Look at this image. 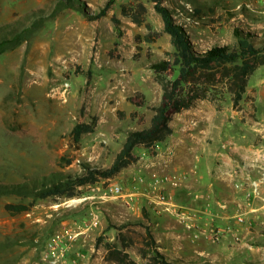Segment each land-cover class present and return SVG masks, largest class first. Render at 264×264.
Masks as SVG:
<instances>
[{"label":"rangeland","instance_id":"obj_1","mask_svg":"<svg viewBox=\"0 0 264 264\" xmlns=\"http://www.w3.org/2000/svg\"><path fill=\"white\" fill-rule=\"evenodd\" d=\"M60 1L0 0V43L14 39L27 28L36 29L27 42L0 57V184L28 182L58 171L80 173V162L110 168L127 135L147 128L153 116L151 108L162 100V89L151 66L169 60L173 54L170 37L163 34L154 44L142 42L147 30L121 13L122 6L130 8L141 2L148 9V22L162 33L163 22L152 0H116L108 16L96 22L88 21L83 15L86 32L94 38V50L86 54L85 62H100L98 68L91 66L88 71L65 63L77 62L69 58L78 21L76 15L66 13L76 9H63ZM79 1L90 12L97 13L109 0ZM164 4L173 11L176 23L186 30L199 53L234 45L236 29L256 36L258 44L264 40V0H165ZM57 9L61 11L52 18ZM192 10L199 11L196 18ZM114 17L121 22L118 30L112 21ZM137 94L143 95L144 100ZM143 102V108L135 106ZM206 103L214 110L200 113L208 122L214 119L221 122L223 128L215 148L221 146L229 151L237 138L250 139L246 137L249 135L246 126L251 127L256 121L251 106L235 108L228 97L220 107ZM196 112L189 113L191 118L197 117ZM93 118L98 119L95 133L85 135L79 146L74 147L72 129L78 123H91ZM183 121L178 118L175 122ZM255 140V147L264 142L261 137ZM149 155L154 156L150 151ZM67 160H72V164L67 165ZM129 170L137 173L138 168L133 165ZM263 174L264 171L249 183L261 180ZM120 176L81 188L79 195L70 200L1 197L0 264H48L44 257L56 241L59 246L55 247L65 250L69 264L72 260L76 264H116L105 261L106 252L103 246L96 247V240L104 237L105 241L117 242L115 227L127 223L131 226L124 234L135 243L128 253L139 264H147L139 254L144 230L134 224L144 223L154 233L156 223L146 206L128 202L129 186ZM112 186L123 187V195L110 193ZM246 187L250 189V185ZM252 199H247L248 205ZM18 203L29 210L17 216L5 210L7 204ZM177 232L183 233L181 228ZM247 233L250 237L231 243L229 248L243 254L264 252V238H261L264 227H249ZM256 234L260 237H255ZM197 242L195 245L200 247L197 249L209 255L221 247L203 236ZM196 246L191 244L190 249ZM181 252H177L178 258L172 252L167 256L184 261ZM205 258L206 264H211V256Z\"/></svg>","mask_w":264,"mask_h":264},{"label":"crops","instance_id":"obj_2","mask_svg":"<svg viewBox=\"0 0 264 264\" xmlns=\"http://www.w3.org/2000/svg\"><path fill=\"white\" fill-rule=\"evenodd\" d=\"M66 13L76 15L78 24L69 58L77 62L65 63L81 67L83 71L91 66L98 68L100 62H85L86 54L94 50V38L92 33L86 32L83 15L77 11ZM198 105L175 116L171 122L174 134L157 146L155 156L151 157L148 150H140V160L134 165L137 173L131 172L129 167L120 174L122 182L129 186L128 202L142 203L150 211L156 223L153 234L166 255L172 252L171 255L178 258L177 252L182 251L181 259L192 264H206L205 255L211 256V264H264L262 251L243 254L229 248L231 243L250 237L249 227H264V184L250 205L246 198L249 181L264 171V142L255 147V138H264V66L250 79L242 103L246 109L251 106L256 120L251 127L246 126L248 141L237 138L229 151L221 146L215 148L222 136V124L215 119L208 122L200 113L202 110L212 112L211 104L201 102ZM194 111L197 117L191 118L189 113ZM178 118L184 121L176 123ZM242 216L248 220L245 224L238 223V217ZM188 227L204 232L202 236L206 240L212 230H222L225 239L218 252L209 255L199 251V245H195L198 240L192 239L193 232H189ZM179 228L182 235L177 232ZM191 244L196 247L190 249Z\"/></svg>","mask_w":264,"mask_h":264},{"label":"trees","instance_id":"obj_3","mask_svg":"<svg viewBox=\"0 0 264 264\" xmlns=\"http://www.w3.org/2000/svg\"><path fill=\"white\" fill-rule=\"evenodd\" d=\"M115 2L116 0H109L97 13L90 12L87 5L79 0H61L59 4L63 6V9H76L88 21L93 22L107 17ZM164 2L165 0H152L154 10L163 22L162 33L153 29L151 23L148 22V9L143 3L137 2L130 8L128 6L121 8L123 17L147 30L142 42L154 44L163 34H166L170 37V43L174 49L173 54L169 55V60L159 61L151 66L155 80L162 89V100L158 106L151 108L153 116L150 125L143 130L130 132L127 135L121 151L108 169L80 162L78 164L81 169L80 173L71 174L58 171L28 182L11 185L0 184V198L74 199L79 195L81 188L98 184L101 181L112 180L125 169L136 165L140 160L135 153L138 149L148 150L155 156L157 146L165 143L174 134L171 122L176 115L197 107L201 102H210L216 107H220L227 97L235 108L242 105L250 79L264 66V40L258 44L255 41L258 40L256 36L236 29L234 45L216 47L199 53L195 50L186 30L176 23L173 11L165 6ZM60 11L57 9L51 17L55 18ZM192 14L193 18H196L199 11L192 10ZM112 21L118 30L120 20L114 17ZM35 32L36 29L27 28L14 39L1 42L0 57L27 42ZM136 39L140 38L137 36ZM118 45L116 42L115 47ZM137 96H141L144 100L143 95L137 94ZM135 106L143 108L145 104L143 102L135 104ZM134 118L135 114L132 115V119ZM97 121V118H93L91 123H78L74 126L70 134L74 147L79 146L85 135L95 133ZM62 161H65V158ZM66 162L67 165L72 164V160ZM5 210L9 214L17 216L27 212L29 208L18 203L7 204ZM143 213L144 219H148L146 210H143ZM134 225L141 226L144 230V234L140 235L142 246L139 249V254L147 264H191L180 259H170L161 251L162 247L149 226L144 223ZM130 226L131 224L127 223L115 227L118 230L117 242L105 241L104 237L97 238L96 247L103 246L106 252V262L139 264L128 253V250L135 246L134 241L124 234V230Z\"/></svg>","mask_w":264,"mask_h":264},{"label":"built area","instance_id":"obj_4","mask_svg":"<svg viewBox=\"0 0 264 264\" xmlns=\"http://www.w3.org/2000/svg\"><path fill=\"white\" fill-rule=\"evenodd\" d=\"M66 87L69 88L70 86L66 84ZM264 184V174L261 180L259 181H253L250 184V189L248 193L246 194L247 199H251L253 197H257L260 192L261 186ZM110 193L116 194V195H123L124 189L121 186H112L110 188ZM166 198H162V201H165ZM238 223L245 224V219L242 217H238ZM188 230L192 231V239L193 240H199L200 237L204 234L201 230H199L197 227H188ZM208 240H210L214 244H222L225 239V233L220 229H214L206 236ZM59 246L58 241L55 242L54 246L51 245L48 247V252L46 253L44 260L48 264H69L67 263V255L65 254V250L62 248L55 247ZM76 260H72L70 264H76Z\"/></svg>","mask_w":264,"mask_h":264}]
</instances>
